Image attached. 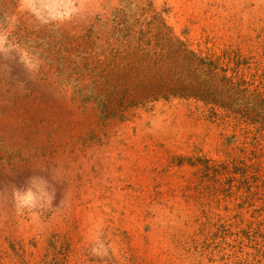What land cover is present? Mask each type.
<instances>
[{
	"label": "rangeland",
	"instance_id": "rangeland-1",
	"mask_svg": "<svg viewBox=\"0 0 264 264\" xmlns=\"http://www.w3.org/2000/svg\"><path fill=\"white\" fill-rule=\"evenodd\" d=\"M63 2L0 0V264H264V125L135 104L160 22L262 86L264 0ZM31 177L54 193L35 217Z\"/></svg>",
	"mask_w": 264,
	"mask_h": 264
},
{
	"label": "trees",
	"instance_id": "trees-1",
	"mask_svg": "<svg viewBox=\"0 0 264 264\" xmlns=\"http://www.w3.org/2000/svg\"><path fill=\"white\" fill-rule=\"evenodd\" d=\"M160 24L156 34L159 57L144 59L140 66L142 72L150 73V84L141 89L135 104L160 98H193L237 114L249 125H264V83L257 86L246 78L241 66H248L247 61L238 51L229 48L220 55H201L170 33L164 22ZM138 52L148 53L142 48ZM260 74L264 78V70ZM255 75L257 72L251 77ZM243 165L236 170L245 176L252 167L244 162Z\"/></svg>",
	"mask_w": 264,
	"mask_h": 264
},
{
	"label": "clouds",
	"instance_id": "clouds-1",
	"mask_svg": "<svg viewBox=\"0 0 264 264\" xmlns=\"http://www.w3.org/2000/svg\"><path fill=\"white\" fill-rule=\"evenodd\" d=\"M28 182L30 184L39 185V187L37 188L35 196L32 193H25L23 201L18 203L17 205V211H28L31 212L32 215L35 217L37 214L35 211H33V200L40 199L42 201L47 202L48 204H51V200L54 197V193H50L48 191L47 182L41 179L31 177L28 179Z\"/></svg>",
	"mask_w": 264,
	"mask_h": 264
},
{
	"label": "bare ground",
	"instance_id": "bare-ground-1",
	"mask_svg": "<svg viewBox=\"0 0 264 264\" xmlns=\"http://www.w3.org/2000/svg\"><path fill=\"white\" fill-rule=\"evenodd\" d=\"M36 1V0H35ZM52 7L56 8L57 6L61 5L62 3H64L63 1L64 0H49ZM69 6V5H68ZM39 187V186H38ZM36 191H37V187L34 185V186H26L20 190H18V192L16 193L17 196L19 197V201L22 202L23 199H24V195L25 193H32L34 196L36 194Z\"/></svg>",
	"mask_w": 264,
	"mask_h": 264
}]
</instances>
